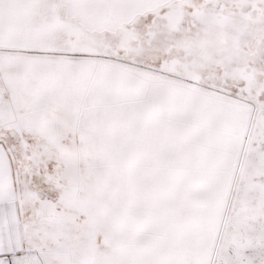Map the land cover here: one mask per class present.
I'll return each mask as SVG.
<instances>
[{"label":"snow or ice","instance_id":"snow-or-ice-1","mask_svg":"<svg viewBox=\"0 0 264 264\" xmlns=\"http://www.w3.org/2000/svg\"><path fill=\"white\" fill-rule=\"evenodd\" d=\"M0 264H264V0H0Z\"/></svg>","mask_w":264,"mask_h":264}]
</instances>
